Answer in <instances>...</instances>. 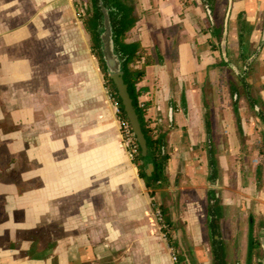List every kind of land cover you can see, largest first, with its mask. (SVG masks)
<instances>
[{
    "label": "crops",
    "instance_id": "crops-1",
    "mask_svg": "<svg viewBox=\"0 0 264 264\" xmlns=\"http://www.w3.org/2000/svg\"><path fill=\"white\" fill-rule=\"evenodd\" d=\"M216 1L213 14L203 0H136L128 37L151 56L139 83L140 100L153 102L147 117L168 130L169 183L156 195L171 210V245L121 142L75 0H0V264H176L173 253L179 264H214L219 240L226 264H246L251 216L264 234V154L243 166L239 153L264 127L243 99L242 134L233 105L218 106L211 24L229 0ZM240 14L247 81L264 107V0L232 3L228 63L242 71Z\"/></svg>",
    "mask_w": 264,
    "mask_h": 264
},
{
    "label": "trees",
    "instance_id": "trees-1",
    "mask_svg": "<svg viewBox=\"0 0 264 264\" xmlns=\"http://www.w3.org/2000/svg\"><path fill=\"white\" fill-rule=\"evenodd\" d=\"M206 4L209 5L211 12L214 14L216 9V0H203ZM90 7L87 9L84 15H81L84 27L89 35L91 48L93 54L99 61L100 69L103 73L106 84L109 86L113 97L117 100L119 107L121 109L120 117L126 121H129L127 114L124 110L122 104V99L118 94V91L114 85L113 80L110 78L107 72L106 63L104 61L103 55L100 49V38L98 28L102 24L101 22V7L99 0H90ZM105 5L110 8V17L115 30L114 40L118 53L124 60V81L128 85V92L133 100V104L136 108V112L139 116L141 123L142 131L147 140V144L152 152V165L151 169L146 167L147 157L142 155L141 147L138 143V152L133 158V162L136 164L140 177L144 180L146 187L149 190L151 197H155L156 192L163 185L169 183V177L167 173V164L170 158V153L166 148V136L168 133L167 129L161 128L158 124L152 125V121L147 117L148 109L153 105L152 101H141L140 97L144 92V87L139 86V83L144 79L146 75V67L151 63V56L148 54L147 48L139 41H129V32L135 27L139 16L136 11V0H104ZM240 20V58L243 61L244 69L239 72L238 78L241 83H236L232 79L228 80L229 91L233 97V107L235 111L236 123L238 131L243 133L242 126V117L240 114L239 108V98L240 88L244 87L246 89V96L248 98L249 106L253 109L260 106V101L258 98L253 97L250 93L252 85L247 81L250 67V52L245 53V32L247 29V22L243 18V14L239 15ZM212 32L215 40H211V46L213 49L219 51L214 67L219 69V79L220 81L225 79V72L229 68L228 61H225L221 54V39L224 30V20L221 22H216L212 25ZM232 70V69H230ZM235 95L237 97L235 98ZM185 97L183 103H185ZM259 112L263 115L262 109H259ZM264 118V116H262ZM206 125L210 126L208 115H206ZM260 153L264 154V131L261 133V143L259 146ZM216 170L213 172V176H216ZM154 202V201H153ZM218 201L216 200L214 204L211 205V212L213 215V220L211 224L213 226L217 225L218 218L220 216ZM154 208L156 209V203L154 202ZM160 211L163 215V222L167 229L171 228L173 225L169 209L166 206L160 205ZM261 226L264 228V221L260 222ZM166 228L165 234L167 239L174 245V239L170 231ZM261 235L255 228V219L254 216H251V221L249 224L248 231V247H247V256L246 264H262V247H261ZM215 252L214 264H226V255L224 252L223 243L221 240L215 241L213 247Z\"/></svg>",
    "mask_w": 264,
    "mask_h": 264
},
{
    "label": "water",
    "instance_id": "water-1",
    "mask_svg": "<svg viewBox=\"0 0 264 264\" xmlns=\"http://www.w3.org/2000/svg\"><path fill=\"white\" fill-rule=\"evenodd\" d=\"M233 0L228 1V9L226 12L225 20H224V30L221 39V52L225 61H228L227 54V23L231 11ZM99 4L101 7L102 15L101 22L102 24L99 26V38H100V49L103 55L104 61L106 63L107 72L110 78L113 80L114 85L118 91L119 96L122 99V104L124 106V110L127 114V117L132 126L133 132L136 136L137 142L141 147L142 155L146 156V167L151 169L152 165V152L150 147L147 144V140L142 131L141 123L139 120V116L136 112V108L133 104V100L128 92V85L125 83L123 75H124V60L118 53L115 45L114 35L115 30L110 17V8L105 5L104 0H99ZM251 60V59H250ZM229 65L239 73V70L236 66L229 62ZM261 247L263 249V258L262 264H264V234L261 235Z\"/></svg>",
    "mask_w": 264,
    "mask_h": 264
},
{
    "label": "rangeland",
    "instance_id": "rangeland-1",
    "mask_svg": "<svg viewBox=\"0 0 264 264\" xmlns=\"http://www.w3.org/2000/svg\"><path fill=\"white\" fill-rule=\"evenodd\" d=\"M75 3L77 4V9H78V15L79 17L81 18L82 16L81 15H84L85 12L87 11V9L90 7V0H75ZM89 37V35H88ZM90 40V38H89ZM91 44V42H90ZM97 60V63L99 64V61L98 59L96 58ZM232 63V62H230ZM234 64V63H232ZM235 65V64H234ZM236 66V65H235ZM236 68L239 70L240 72V69L236 66ZM232 69V70H230ZM249 72V70H248ZM102 73V71H101ZM238 74L236 72L235 69H233L231 66H229V68H227L226 72H225V79L221 80L218 78L217 80V97H218V100H219V103H218V106L220 107V109H224L226 107H229L231 105H233L232 101H233V97L231 96L230 94V91H229V83H228V80L229 79H232L233 81H235L236 83H241L239 81V78H238ZM102 82H103V95L106 97V99L108 100L110 106L112 107L113 109V112H114V115L115 117L117 118V120L119 121V126H120V133H121V142L124 146V148L126 149L129 157L133 160V158L135 157L136 153L133 154V156L130 155L129 151L131 149V147H129L128 145V137H127V134H126V131H125V128L124 126L122 125V120L120 119L119 117V112H118V109H117V106L115 104V101H114V98L111 96V90L109 88V86L106 84L105 82V79H104V76H103V73H102ZM240 95L238 96L239 98V105H240V101L243 99L244 102L242 103V106L243 108H245L246 112H249L250 114L252 115H258L261 117V121H260V126L264 127V118H262V116H264V107H262L261 105L260 106H257L255 107L256 109H253L249 106V102H248V98L246 96V89L244 87H241L240 88ZM258 90L255 89V88H251L250 90V93L253 95V97H255L256 94H258ZM237 97V95H235V98ZM210 105V103H209ZM210 108L211 107H207V113L206 115L209 113L210 115ZM259 109H262L263 111V115L259 112ZM151 121H152V125H156L158 124L161 128L165 127L166 124H164V122H160L158 119H152L150 118ZM261 133L262 131L261 130H258V133H254L252 135V142H245L241 149H240V153H239V157H241V163L243 164V166L247 165L248 166V163L250 162V160L253 158V152L255 149L259 148L260 146V143H261ZM242 140L244 141V139L246 137L242 136L241 137ZM248 139L251 138V136L249 135L247 137ZM136 139V137H135ZM251 145L252 148H249V146ZM263 158H264V155H263ZM246 168V167H244ZM159 190V189H158ZM154 202L156 203V216H157V219L163 229V231L165 232L164 228L167 229V227L165 226L164 222H163V215L160 211V208L159 206L160 205H163V206H166L168 209H169V206H167L164 202H162L159 198H157V195L155 196L154 198ZM165 204V205H164ZM169 213H170V216L172 215L171 214V210L169 209ZM172 217V216H171ZM168 231H170V233L172 234L173 233V227L171 226V228L167 229ZM256 231L259 232L260 234V230L259 229H256ZM166 236V234H165ZM170 243V242H169ZM262 254H263V249H262ZM178 256V255H177Z\"/></svg>",
    "mask_w": 264,
    "mask_h": 264
},
{
    "label": "built area",
    "instance_id": "built-area-1",
    "mask_svg": "<svg viewBox=\"0 0 264 264\" xmlns=\"http://www.w3.org/2000/svg\"><path fill=\"white\" fill-rule=\"evenodd\" d=\"M111 96L113 97L112 92H111ZM114 101H115V104L117 106V109H118V112H119V117H120L121 109H120L119 104H118V102H117V100L115 98H114ZM120 119L122 120V125L124 126L126 134H127V137H128V139H127L128 140V144H129L128 146L131 147L129 153H130L131 156H133L134 153L138 152V142H137V139H135L136 136H135V134L133 132L132 126L130 124V121H126V120L122 119L121 117H120ZM172 259H173V261L176 264H179V259H178V256H177L176 253L172 254Z\"/></svg>",
    "mask_w": 264,
    "mask_h": 264
}]
</instances>
